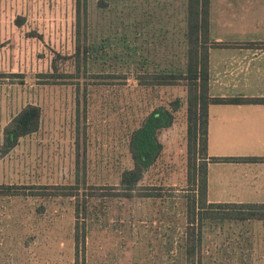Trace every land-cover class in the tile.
Listing matches in <instances>:
<instances>
[{
    "label": "rangeland",
    "instance_id": "obj_1",
    "mask_svg": "<svg viewBox=\"0 0 264 264\" xmlns=\"http://www.w3.org/2000/svg\"><path fill=\"white\" fill-rule=\"evenodd\" d=\"M79 1V2H78ZM79 6V12L77 7ZM187 0H0V264H187ZM181 99L163 150L141 187L160 196L114 200L77 262L68 197L34 185L117 184L132 167L131 131L157 106ZM27 104L37 131L2 153L4 128ZM208 217L200 264H264V218ZM221 216V215H220Z\"/></svg>",
    "mask_w": 264,
    "mask_h": 264
},
{
    "label": "trees",
    "instance_id": "obj_2",
    "mask_svg": "<svg viewBox=\"0 0 264 264\" xmlns=\"http://www.w3.org/2000/svg\"><path fill=\"white\" fill-rule=\"evenodd\" d=\"M79 2V1H78ZM209 4L210 0H187V72L169 76L154 74L155 78H184L188 82V179L193 188L186 196L184 253L187 264H200L195 260L196 249L201 245V228L210 216L235 219L264 218V203L209 202L207 196V144L208 106L213 103H264V97H211L209 95ZM79 12V6L77 7ZM177 97L171 107L154 108L135 127L130 135L128 148L133 161L132 167L124 168L117 184L88 183L82 176L80 164L74 183L34 185L31 195L44 197H68L74 206L73 240L77 262L85 255L87 238L99 214L109 208L114 200H131L136 197L160 196L161 187H141L145 172L157 161L163 150L158 134L172 126L175 112L181 106ZM41 124V108L36 104L24 106L4 128L2 153L9 152L21 137L37 131ZM243 157H211L210 160H239ZM261 159H264L261 158ZM7 194H20L19 186L1 185Z\"/></svg>",
    "mask_w": 264,
    "mask_h": 264
},
{
    "label": "crops",
    "instance_id": "obj_3",
    "mask_svg": "<svg viewBox=\"0 0 264 264\" xmlns=\"http://www.w3.org/2000/svg\"><path fill=\"white\" fill-rule=\"evenodd\" d=\"M209 19V95L264 97V0H210ZM207 156L209 202L264 203V103L211 102Z\"/></svg>",
    "mask_w": 264,
    "mask_h": 264
}]
</instances>
